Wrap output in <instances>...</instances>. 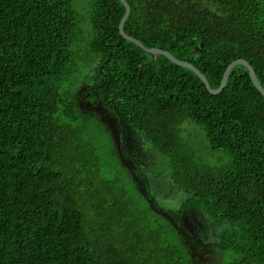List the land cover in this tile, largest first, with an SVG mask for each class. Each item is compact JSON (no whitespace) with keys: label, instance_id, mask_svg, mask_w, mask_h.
I'll return each mask as SVG.
<instances>
[{"label":"trees","instance_id":"trees-1","mask_svg":"<svg viewBox=\"0 0 264 264\" xmlns=\"http://www.w3.org/2000/svg\"><path fill=\"white\" fill-rule=\"evenodd\" d=\"M126 1L125 33L211 89L237 60L264 88V0ZM125 12L120 0H0V264H196L174 225L190 212L207 224L199 264H264L263 95L245 66L211 94L127 41ZM93 83L151 152L157 166L136 172L151 201L114 146L122 171L103 168L104 126L76 105Z\"/></svg>","mask_w":264,"mask_h":264},{"label":"flooded vegetation","instance_id":"flooded-vegetation-1","mask_svg":"<svg viewBox=\"0 0 264 264\" xmlns=\"http://www.w3.org/2000/svg\"><path fill=\"white\" fill-rule=\"evenodd\" d=\"M137 6V4H136ZM76 105L83 113L97 119L103 126V134L113 141L115 152L121 157L124 165L131 167V172L135 181L149 197L145 189L144 178L141 172L147 163L141 160L143 156L150 155V151L145 147L138 133L130 126L127 120L116 112V108L106 102L97 83L82 84L76 93ZM178 227L182 228L183 234L188 239L190 246L196 249L197 263H205L208 257V237L205 236L207 224L197 213L190 212L177 219Z\"/></svg>","mask_w":264,"mask_h":264},{"label":"water","instance_id":"water-1","mask_svg":"<svg viewBox=\"0 0 264 264\" xmlns=\"http://www.w3.org/2000/svg\"><path fill=\"white\" fill-rule=\"evenodd\" d=\"M124 5H125V9H126V12H125V15L123 17V19L121 20V23H120V26H119V30H120V34L129 42H132V43H135L138 47L142 48L148 55H150L153 59L155 58L156 55H163L165 56L167 59H169L171 62H173L174 64L180 66V67H184V68H187V69H190L191 71H193L202 81L203 83L206 85V87L208 88L209 92L211 94H218L220 93L221 91L224 90L227 82H228V79H229V76L232 72V70L237 67V66H245L248 70H249V73H250V77H251V80L254 84V86L261 92V94L263 95L264 97V88L261 86L260 82L258 81V78H257V75H256V72L254 70V68L246 61V60H237V61H234L233 63H231L228 68L226 69L225 71V74H224V77L222 79V82H221V86L219 89L217 90H213L210 88V85H209V82L207 80V78L205 77V75L199 70L197 69L194 65L188 63V62H184V61H180L178 59H176L171 53H169L168 51H165V50H161V49H157V48H146L142 42H140L139 40L133 38V37H130L128 36L125 31H124V25L127 21V19L129 18L130 16V13H131V7L130 5L127 3L126 0H120ZM123 162V161H122ZM124 164V162H123ZM159 211V210H157ZM161 213H163L162 211H159ZM163 215L167 216L169 219H170V216L163 213ZM172 221V219H171ZM175 227L177 229H179L181 232H182V228L181 227H178V224L177 223H174ZM185 235V234H184Z\"/></svg>","mask_w":264,"mask_h":264},{"label":"rangeland","instance_id":"rangeland-1","mask_svg":"<svg viewBox=\"0 0 264 264\" xmlns=\"http://www.w3.org/2000/svg\"><path fill=\"white\" fill-rule=\"evenodd\" d=\"M98 140H99L98 143H100V146L102 147L101 148L102 149V155H104V157H108L107 162H104V166H103L104 170L108 169V167H105V163H106L107 164L106 166H110L113 170H116L114 168V165H113V164H115L116 167L118 168V170L122 171V168L118 164L117 158L112 154V148H111V146H113L112 139L110 137H107L104 135V136H100V138H98ZM196 140H197L196 146L200 150L201 155L203 157H205L206 161L210 164H218V162H219L218 157L216 155L213 156V155H211V153H209L210 151H209V148L207 146L206 140L203 139V137H199ZM111 158H112V161L111 160L109 161V159H111ZM141 160L143 161L144 164L147 163L146 166L144 167L145 171H151V170H153L154 167L157 166L156 163H154V162H152V163H154L153 165L150 164V166H149L148 165L149 159L146 156H143ZM124 167L127 170L131 171V169H130L131 167H129L127 165H124ZM163 186L164 185H162L161 188H163ZM140 191H143V190L140 188ZM158 198L161 199V195Z\"/></svg>","mask_w":264,"mask_h":264}]
</instances>
